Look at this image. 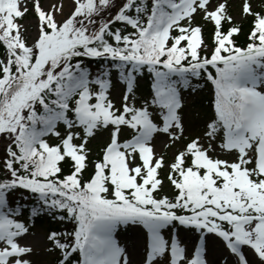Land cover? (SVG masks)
Instances as JSON below:
<instances>
[{"label": "snow or ice", "instance_id": "6c2138e0", "mask_svg": "<svg viewBox=\"0 0 264 264\" xmlns=\"http://www.w3.org/2000/svg\"><path fill=\"white\" fill-rule=\"evenodd\" d=\"M33 12L29 42L18 21ZM242 13L244 47L227 0H72L67 13L64 0H0V264H33L23 241L43 215L73 225L48 233L57 264H132L116 233L137 226L142 264H213L211 242L215 264H264V8L244 0ZM201 81L213 115L190 139L183 93Z\"/></svg>", "mask_w": 264, "mask_h": 264}, {"label": "rangeland", "instance_id": "374dc122", "mask_svg": "<svg viewBox=\"0 0 264 264\" xmlns=\"http://www.w3.org/2000/svg\"><path fill=\"white\" fill-rule=\"evenodd\" d=\"M42 2L47 4L48 0H42ZM65 2V11L70 9L72 0H64ZM216 2H223V0H216ZM244 0H227L228 4V13L234 18L235 24L244 23L251 16H244L242 13V6ZM252 7L255 10H261L264 8V0H249ZM35 13L29 14L26 19H20L18 22L22 25H26L29 29V42H31V35L34 34V22H35ZM197 22L200 24H204V21L197 16ZM210 24V23H209ZM206 24L204 26V30L209 26ZM211 25V24H210ZM208 45H213V42L210 41L209 36H204ZM211 51V48H209ZM145 83L144 80H140L139 84L143 85ZM124 95V86L121 84H117L115 90L112 92V98L116 102L117 107L122 103V97ZM184 96V122L186 126L185 135L190 139L196 137H203L205 131V125L203 122L198 120L197 113H200V107L195 105L197 98L194 93H183ZM107 135L103 136L102 134H97L96 139L90 142V147L92 149V155L95 154L99 149H101L106 142ZM203 142V140L201 141ZM5 149V141L0 138V158L4 155ZM156 151L158 153L165 152L167 160H171V153L173 149L168 148L165 149L164 143L160 140H156ZM166 172V170H164ZM165 174H161L163 177ZM167 180L164 181V192L170 195V188L167 184ZM144 230L137 226L134 228L123 229L116 233V238L119 243L124 246L130 256L132 264H142V261L146 255V240L143 238ZM49 233V229L46 224L30 226V233L27 235L26 239L23 243L32 247L33 251L30 255V259L33 261V264H57L56 259L58 258L59 251H48L47 249L51 247V242L47 239ZM179 236L182 243L187 244L188 253L192 255L193 247H194V233H185L183 231L180 232ZM166 237L168 233L165 234ZM209 247L212 249L209 251L207 258L215 264V262L221 259V250L218 249L215 245V242H211Z\"/></svg>", "mask_w": 264, "mask_h": 264}, {"label": "trees", "instance_id": "16d2710c", "mask_svg": "<svg viewBox=\"0 0 264 264\" xmlns=\"http://www.w3.org/2000/svg\"><path fill=\"white\" fill-rule=\"evenodd\" d=\"M236 25L241 27L242 31L239 34V36L234 37V39H236L237 44L239 46L244 47L249 42L248 41V35H249L250 30L252 28V17L248 18L244 23L236 24ZM228 27H229V25L227 23H225L224 24L225 30H227ZM203 35L209 36L210 41L213 42V26H212V24L211 25L209 24V26L206 27L205 30H203ZM3 55H4V48L2 45H0V57H2ZM91 67L93 68V70H95L96 63L92 62ZM145 81H146V83L144 85L139 86L138 94L146 95L149 92L150 80H145ZM200 83L203 84V87H201L199 91L194 92V95L196 97H198L195 105L200 107V113H197V115L199 116L198 120L202 121L203 125H205L206 122L209 120V117H211L213 115V109L211 107V100L213 99L212 88H211L212 85L210 83L205 84L203 81H201ZM97 134L98 135L102 134L103 136L107 135V133L102 132V131L98 132ZM101 149H99L95 154H93L91 156V158L94 159L98 154H100ZM161 174H165V171H162ZM167 184L170 188V195H173L174 193H173L172 186H170L169 182H167ZM16 195L19 196L20 193H17ZM23 195H28V193L25 192V193H23ZM28 203H31V202H28ZM43 224L47 225L49 232H51V231H64V230L71 231L73 228L72 224H70L66 221L54 220L49 215L38 216L35 219V223L33 226L43 225ZM54 251H59V250L54 249ZM59 256H60V253L58 254V258H59ZM58 258L56 259V263H57Z\"/></svg>", "mask_w": 264, "mask_h": 264}]
</instances>
